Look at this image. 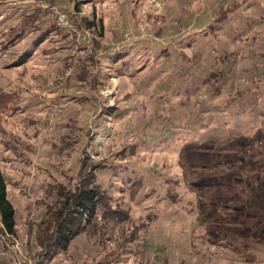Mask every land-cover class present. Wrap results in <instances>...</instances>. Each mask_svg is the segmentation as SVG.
Returning <instances> with one entry per match:
<instances>
[{
	"label": "rangeland",
	"instance_id": "374dc122",
	"mask_svg": "<svg viewBox=\"0 0 264 264\" xmlns=\"http://www.w3.org/2000/svg\"><path fill=\"white\" fill-rule=\"evenodd\" d=\"M262 4L0 0V264H264ZM91 188L126 218L45 256L47 213Z\"/></svg>",
	"mask_w": 264,
	"mask_h": 264
},
{
	"label": "trees",
	"instance_id": "16d2710c",
	"mask_svg": "<svg viewBox=\"0 0 264 264\" xmlns=\"http://www.w3.org/2000/svg\"><path fill=\"white\" fill-rule=\"evenodd\" d=\"M10 98V95L0 97V108H6ZM107 201L99 189H85L78 194L67 196L58 209L48 212L46 219L41 223L42 232L37 237L40 247L45 251L44 255L53 257L59 251H66L72 240L82 231L83 220L90 222L99 209H105V216L115 218L119 222L126 218L120 211L111 209ZM0 220L4 231L15 236L16 210L8 199L7 187L1 176Z\"/></svg>",
	"mask_w": 264,
	"mask_h": 264
},
{
	"label": "built area",
	"instance_id": "2783aa9c",
	"mask_svg": "<svg viewBox=\"0 0 264 264\" xmlns=\"http://www.w3.org/2000/svg\"><path fill=\"white\" fill-rule=\"evenodd\" d=\"M60 20L64 23L65 26H69V22L68 20L66 19L65 15H62L60 17Z\"/></svg>",
	"mask_w": 264,
	"mask_h": 264
},
{
	"label": "crops",
	"instance_id": "0c3cea01",
	"mask_svg": "<svg viewBox=\"0 0 264 264\" xmlns=\"http://www.w3.org/2000/svg\"><path fill=\"white\" fill-rule=\"evenodd\" d=\"M248 5H251V2H248ZM264 6V4H262ZM250 8H253V6H249V10Z\"/></svg>",
	"mask_w": 264,
	"mask_h": 264
}]
</instances>
